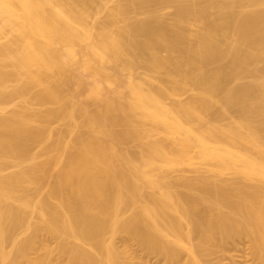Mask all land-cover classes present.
<instances>
[{
	"label": "bare ground",
	"instance_id": "6f19581e",
	"mask_svg": "<svg viewBox=\"0 0 264 264\" xmlns=\"http://www.w3.org/2000/svg\"><path fill=\"white\" fill-rule=\"evenodd\" d=\"M121 235L264 264V0H0V264Z\"/></svg>",
	"mask_w": 264,
	"mask_h": 264
},
{
	"label": "rangeland",
	"instance_id": "374dc122",
	"mask_svg": "<svg viewBox=\"0 0 264 264\" xmlns=\"http://www.w3.org/2000/svg\"><path fill=\"white\" fill-rule=\"evenodd\" d=\"M173 9L170 8L169 12H171ZM39 154V153H38ZM193 174V172H189ZM38 240L46 241L47 244L54 246L55 245V238L52 235L49 234H41L38 237ZM117 241L119 244L127 243L129 244L132 254L134 256V264H164V260L161 256H158L154 253H151L143 248H141L134 240L129 238L126 235H121L117 238ZM44 252L43 250L37 251L36 249L31 250L32 255H36L38 253ZM53 261L55 264H58L60 261L64 262L66 260V257H59L57 255V252L54 251L53 253Z\"/></svg>",
	"mask_w": 264,
	"mask_h": 264
}]
</instances>
